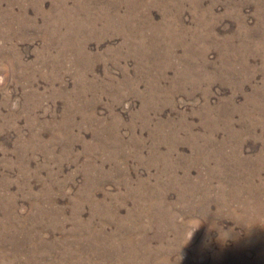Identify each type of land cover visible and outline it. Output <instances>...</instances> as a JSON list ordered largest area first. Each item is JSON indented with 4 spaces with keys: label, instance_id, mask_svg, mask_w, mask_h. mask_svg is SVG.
<instances>
[{
    "label": "rangeland",
    "instance_id": "obj_1",
    "mask_svg": "<svg viewBox=\"0 0 264 264\" xmlns=\"http://www.w3.org/2000/svg\"><path fill=\"white\" fill-rule=\"evenodd\" d=\"M0 264H264V0H0Z\"/></svg>",
    "mask_w": 264,
    "mask_h": 264
}]
</instances>
